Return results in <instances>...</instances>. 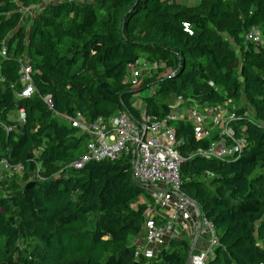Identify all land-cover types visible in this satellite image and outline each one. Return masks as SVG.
Here are the masks:
<instances>
[{"label": "trees", "instance_id": "trees-1", "mask_svg": "<svg viewBox=\"0 0 264 264\" xmlns=\"http://www.w3.org/2000/svg\"><path fill=\"white\" fill-rule=\"evenodd\" d=\"M41 2L0 0V41L8 13ZM253 26L264 40V0H201L191 9L163 0H52L28 30L17 29L12 54L0 58V159L24 169L12 175L13 192L0 179V264H188L183 238L153 258H134L145 187L131 178L127 156L69 167L87 136L46 107L47 94L57 112L88 119L120 110L140 117V100L159 120L177 95L185 106L234 105L241 117L234 127L248 142L229 160L195 154L210 140L196 138L189 121L170 124L184 157L183 190L218 236L207 264H264V43L243 37ZM141 57L161 59L170 72L156 79L146 72L132 87L126 66ZM20 59L32 66L30 97L17 96ZM18 109L25 121L6 130L2 123Z\"/></svg>", "mask_w": 264, "mask_h": 264}, {"label": "built area", "instance_id": "built-area-1", "mask_svg": "<svg viewBox=\"0 0 264 264\" xmlns=\"http://www.w3.org/2000/svg\"><path fill=\"white\" fill-rule=\"evenodd\" d=\"M243 37L255 43H264L259 27L253 26ZM151 64L146 59H136L126 66L124 81L132 87L142 82ZM32 66L19 60V80L21 85L17 96L30 97L36 92L32 80ZM3 78L0 76V81ZM46 107L55 112L64 122L87 136L86 150L69 163L72 169H81L89 161L115 160L127 156L130 160L131 178L145 190L138 202L146 205L140 233L133 240L135 259L153 258L171 239H179L192 229L198 238H204L201 249L190 247L188 264H207L218 245V236L212 221L203 216L200 206L192 202L182 187L180 165L184 157L178 152L180 140L176 137L170 121L183 120L192 124L193 134L198 139H209L205 149L195 154L219 161L238 156L247 144L244 135H239L234 122L241 119L234 105L224 103L207 106H185L182 95L170 101L168 115L153 120L146 115L140 100V117L127 110H120L109 117L97 115L88 119L82 112L72 114L57 112L49 94L41 97ZM17 121H25V112L18 109ZM10 131L13 127L2 123ZM21 163L13 165L6 158L0 159V173H21ZM38 169V168H37ZM35 178L44 179L36 170ZM194 200V199H193Z\"/></svg>", "mask_w": 264, "mask_h": 264}, {"label": "rangeland", "instance_id": "rangeland-1", "mask_svg": "<svg viewBox=\"0 0 264 264\" xmlns=\"http://www.w3.org/2000/svg\"><path fill=\"white\" fill-rule=\"evenodd\" d=\"M51 1L52 0H43V2L41 3L29 4V5H23L19 3L18 8L16 10L17 16H15L14 14H9V13L7 14V16L11 17V22H10L9 30L6 36L2 39V41H0V58H4L12 54L13 49H14V39L13 38L15 36L17 29H20L21 27H25L26 30H28L31 23L33 22L35 17L40 13L43 6L49 4ZM163 1L166 3H170V5L174 7L184 6V7L191 9L201 0H163ZM22 42H26V36L22 39ZM141 59H143V57H141ZM150 64H151V68L149 71L150 72L149 75L153 79L165 76L166 74L170 72L169 68H167L164 62L159 58L154 59L153 61L150 62ZM142 79L144 80L146 79V77L144 76V78ZM144 93H149V90H146ZM137 100L135 101V103L137 102ZM139 105H141L140 101H138V106ZM139 107L141 108V106ZM16 118H17V112L16 110H12L10 113H8L7 121L5 124L7 126L13 127L14 129H17L18 123H17ZM40 148H41V145L34 149L39 150ZM36 170H35V174H36ZM13 174L14 172L0 174V179L4 182L3 184L4 192L6 193L13 192L15 189L14 182L12 179ZM55 176H56V173L52 175V177H55ZM146 191L149 192L150 189L147 188ZM96 219L97 217L93 216L92 222H94Z\"/></svg>", "mask_w": 264, "mask_h": 264}, {"label": "crops", "instance_id": "crops-1", "mask_svg": "<svg viewBox=\"0 0 264 264\" xmlns=\"http://www.w3.org/2000/svg\"><path fill=\"white\" fill-rule=\"evenodd\" d=\"M16 112H17V118H18V114H19L18 110H16ZM182 238L186 239L189 242L190 247H192V248L194 247L197 250L203 248V246L205 244V239L204 238H198L197 236H195L194 231L190 228L188 231H186V233L182 234L179 239H182Z\"/></svg>", "mask_w": 264, "mask_h": 264}, {"label": "water", "instance_id": "water-1", "mask_svg": "<svg viewBox=\"0 0 264 264\" xmlns=\"http://www.w3.org/2000/svg\"><path fill=\"white\" fill-rule=\"evenodd\" d=\"M31 184H34V182L32 181V182L29 183V185H31ZM192 202H193L195 205H197V203H196L195 200L192 199ZM195 236H196V234H195ZM133 264H136V262H133Z\"/></svg>", "mask_w": 264, "mask_h": 264}]
</instances>
